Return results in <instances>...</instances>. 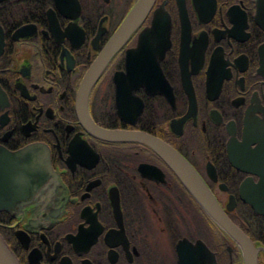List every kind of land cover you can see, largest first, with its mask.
Wrapping results in <instances>:
<instances>
[{"label":"flooded vegetation","instance_id":"1","mask_svg":"<svg viewBox=\"0 0 264 264\" xmlns=\"http://www.w3.org/2000/svg\"><path fill=\"white\" fill-rule=\"evenodd\" d=\"M138 1L0 0V204L13 205L0 209V235L19 264H179L181 242L204 245L206 264H244L156 153L99 139L79 118L84 78ZM144 32L151 80L119 93L115 77ZM87 108L101 128L144 132L180 153L264 264V209L243 191L259 177L228 153L249 120L264 123V0H155ZM37 148L52 168L45 192ZM20 152L18 201L1 182L6 153Z\"/></svg>","mask_w":264,"mask_h":264},{"label":"water","instance_id":"2","mask_svg":"<svg viewBox=\"0 0 264 264\" xmlns=\"http://www.w3.org/2000/svg\"><path fill=\"white\" fill-rule=\"evenodd\" d=\"M154 2L155 0H139L137 2L124 19L119 29L109 40L105 49L91 66L79 91V118L85 128L99 139L109 142L138 143L148 147L156 153L176 174L203 211L239 244L242 250L244 264H257V248L247 236L229 220L207 185L192 165L180 153L162 140L144 132L110 131L101 128L94 123L89 115L87 100L92 87L101 77L114 56L126 45L133 33L140 27ZM0 34L1 53L3 50V35L1 32ZM147 37V33L144 32L140 37L141 40L138 49H132L127 52L126 72L125 74H117L115 77L119 93H121L125 87L133 88V81H144L141 85L147 86L148 81L151 80V78L146 75L151 68L148 66V62L145 61V57H142L147 54ZM155 70H158V65H156ZM253 145H255V147H253ZM25 152L27 153L28 151ZM36 152L41 154V166H39L41 171V186L40 189L38 188V191L45 192L49 189V177H52V168L49 158L45 155L44 148H37ZM228 153L233 165L259 177V181L255 185L245 183L243 191L246 195V201L250 203L258 213H262L264 209V123L249 120L245 126L243 142L240 143L236 137H233L228 143ZM24 154V152L13 154L6 153L5 160L9 162L10 169L6 174L7 179L1 182L4 192L9 190L10 193H17L18 201L22 200V189L15 185L20 184L22 170L21 167L19 168L15 165L24 159ZM3 184H10L9 189H7L8 187L6 186L4 187ZM22 205L23 203L18 207H22ZM11 208H13L11 202L0 204V209L10 211ZM197 248L199 247L181 242L177 248L179 252V264H206L204 260V257L208 256L206 248L204 245L201 250ZM195 256L200 258L201 261L197 262V258L194 259ZM0 264H19L16 256L1 235ZM212 264H216V262Z\"/></svg>","mask_w":264,"mask_h":264}]
</instances>
